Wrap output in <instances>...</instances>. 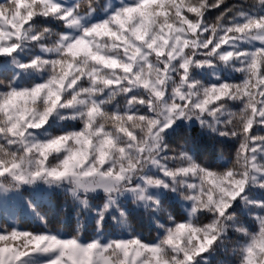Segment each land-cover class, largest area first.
I'll return each instance as SVG.
<instances>
[{
	"label": "snow or ice",
	"instance_id": "6c2138e0",
	"mask_svg": "<svg viewBox=\"0 0 264 264\" xmlns=\"http://www.w3.org/2000/svg\"><path fill=\"white\" fill-rule=\"evenodd\" d=\"M222 4L0 0V206L42 225L0 214V264H264V0ZM57 193L94 235L49 228Z\"/></svg>",
	"mask_w": 264,
	"mask_h": 264
},
{
	"label": "trees",
	"instance_id": "16d2710c",
	"mask_svg": "<svg viewBox=\"0 0 264 264\" xmlns=\"http://www.w3.org/2000/svg\"><path fill=\"white\" fill-rule=\"evenodd\" d=\"M75 2V0H73ZM84 8H86V0H82ZM107 0H101V3H106ZM211 2V0H209ZM243 0H225V4H222L220 8L213 9L209 11L207 14V20L209 23L215 22L216 16L220 13V11L225 7V5H231L235 3H241ZM248 3H252V0H248ZM83 10V8H82ZM191 15V14H189ZM54 30H58L55 29ZM234 78L239 79V73L234 74ZM119 106L123 108L124 102L122 98H118ZM229 107L233 111H239L238 104H230ZM256 131V126L253 128ZM261 134H264V130H261ZM223 159H220L221 152L219 147L215 155L217 156V167L224 166V161H232L235 159V152L238 144L235 140H228L226 144L223 146ZM209 158L208 155L204 156V160ZM27 195V193H25ZM39 211L46 215L48 218V226L52 231L59 230L66 234H74L75 230L81 225H83L82 235L85 238L91 237L94 235L93 231V222L91 218L82 217L80 222H77L74 205L72 201L62 193H57L54 195L43 194L37 197ZM100 203V198H96L93 200L94 205H98ZM25 218L20 220L19 227L25 228L28 230H39L42 228V225L28 212L24 211ZM177 220L183 219L182 215L179 213L174 214ZM133 226L136 232L142 234L144 239L148 241H152L156 237V229L153 225L149 223L146 218L137 216L132 220ZM249 226L251 225V221H249ZM106 235H119L120 229L111 221H108L105 227ZM239 239V236L235 233H230V243L228 245L229 249L233 246V244ZM217 261L225 260L228 261L229 264H232L234 258L230 255V253H221L218 254L215 258Z\"/></svg>",
	"mask_w": 264,
	"mask_h": 264
},
{
	"label": "rangeland",
	"instance_id": "374dc122",
	"mask_svg": "<svg viewBox=\"0 0 264 264\" xmlns=\"http://www.w3.org/2000/svg\"><path fill=\"white\" fill-rule=\"evenodd\" d=\"M0 214L9 217H16V219L10 220V222L17 224L18 226L21 222L20 220H23V218H25L24 211L22 210L20 204L13 199L7 200L3 204V206H0Z\"/></svg>",
	"mask_w": 264,
	"mask_h": 264
}]
</instances>
